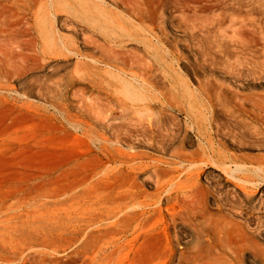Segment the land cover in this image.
Returning a JSON list of instances; mask_svg holds the SVG:
<instances>
[{"label":"rangeland","instance_id":"1","mask_svg":"<svg viewBox=\"0 0 264 264\" xmlns=\"http://www.w3.org/2000/svg\"><path fill=\"white\" fill-rule=\"evenodd\" d=\"M19 5L23 9L31 6L35 17L26 15L24 22L33 19L35 35L41 37L38 50L47 44L49 57L38 58V66L23 81L4 83L10 90L0 94L20 107L16 113H26L25 104L34 109L52 106L53 112L66 109L73 120L85 123L92 146L104 139L110 144H115L117 137L123 139L124 150L139 156L130 166H150L138 176L146 197L133 206L135 212L140 211L139 202L149 204L150 210L166 208L165 202H159L157 183L171 179L173 185L166 188L164 197L198 190V194L207 192L224 199L229 195L231 201L235 198L242 213L235 218L241 221L240 238L247 246L245 264H264V124L247 115L229 116L225 110L231 96L236 98L232 104L237 100L248 108L256 99H264V0H19ZM46 86L47 99L41 93ZM3 108L7 114L14 110L11 105ZM111 111L116 114L110 116ZM104 121L127 126L116 131L104 128ZM36 126L49 131L51 146L37 160L23 163L32 166L39 176L34 183L57 178L58 174H49L59 164L74 165L81 155L93 157L87 142L71 134V126L68 128L72 132L66 134L54 121L38 118ZM28 134L27 129L18 133L20 137ZM100 164V173L86 186L104 177L114 180L118 165L107 160ZM157 165L174 170L173 176L159 178L154 173ZM30 173L16 174V181L23 183ZM3 174L0 177L4 179L11 177L9 172ZM74 179L71 174L64 183ZM84 188L59 199L38 201L56 208V201L77 197ZM107 194L113 191L94 190L93 201ZM70 204L73 218H87L96 210L91 202L80 203L77 198ZM28 206L18 212L24 213ZM3 212L0 234L21 226L22 219L7 220L13 216V209ZM99 225L93 222L84 232L73 235V240L56 246L36 242L18 245L20 239H16L14 245L21 246L20 252L0 255V264L177 263L173 257L159 255L166 238L152 230L141 240V246L133 243L136 235L132 232L118 237V252L111 255L110 250L109 260L107 256L101 260L95 241L85 245ZM247 232H255L254 238L250 236L256 241ZM6 240L12 241L10 237ZM182 241V248L191 250L195 246L187 236ZM174 246L179 252L178 245Z\"/></svg>","mask_w":264,"mask_h":264},{"label":"bare ground","instance_id":"2","mask_svg":"<svg viewBox=\"0 0 264 264\" xmlns=\"http://www.w3.org/2000/svg\"><path fill=\"white\" fill-rule=\"evenodd\" d=\"M24 8L25 9L19 5V0H0V91L10 90L9 86L4 83L14 80L17 82L23 81L28 74L33 72L36 66H38V58L46 59L49 57L47 44L42 50H38L41 37L40 35H35L37 31L33 19L31 18L27 23L24 22V17L26 15L35 17V14L31 10V6L25 5ZM26 11L28 13H26ZM4 15L9 16L2 17ZM42 69L43 68H40L39 70ZM43 80L41 79V83H43ZM50 82L51 81H49L48 84H50ZM39 86L38 89L40 88ZM46 87L41 89V93L42 96H44V98L46 96L47 99L48 93L45 91L49 90V86ZM226 88L228 89V87ZM230 88L231 87H229V89ZM234 98L231 96V103L227 104V106L223 104L228 113L227 114L225 111V114H238L239 117L247 115L253 118L255 122L264 124V99L259 97L260 100L256 99L253 101L251 107L248 108L244 103H237V100L232 104ZM226 101H228V96ZM6 105H11L14 109L10 114L4 111L3 107ZM19 108L20 107L16 104H12L4 95L0 94V173L9 172L11 176L7 179L2 178V176L0 177V215L4 213L3 211L13 209V216L9 217L7 220L22 219L20 227L15 226L7 229L6 234H0V238H4L2 242H0V255L3 254L4 256L5 253H19L21 246L18 247L14 245L16 239H20L19 244L17 243L18 245L27 242H36L43 243L47 246H56L66 243V241L73 240V235H79L90 227L93 222H97L100 225L89 236V240L85 245L95 241L97 243V255L102 258L101 260H103L105 256H107L109 260L111 256L109 255L110 257H108L107 254H109L110 250H112L110 252L111 255L118 252V237L132 232L136 235L133 239V243L136 245L140 244L141 246L144 243L141 242V240L145 239L152 230L161 232L166 238V244L162 246L159 255L175 258L177 260L176 264H245L244 257L246 258L245 252L247 246L246 244H242L243 241L241 242L242 239L240 237H242L243 228L240 225L241 221L238 222L235 216H241L242 213H240L237 208L238 201L236 203L235 198L231 201L229 195L224 199L221 198L222 196L215 197L208 195L207 192L198 194V190L197 192L189 191L176 196L166 194L164 197L162 196L165 193L164 191L166 188L173 185L172 182L174 180H172L171 177L170 182H160L157 178V196H159L158 199L161 204L163 202L166 203V208L154 207V210H150L147 209L150 207L149 204H146V202H139L140 211L135 212L133 206L140 198L146 197L143 184L138 182V176L148 171L150 166H145L147 164L130 166V163L139 156L124 150L122 146L123 139L117 137L115 144H112V142L110 144L109 140L104 139L100 144L95 142V144H93L94 146H92L90 143V137L92 135L89 136V131L86 129L85 123L81 120H73L66 114V109H55L53 112L52 106L34 109L32 105L25 104L23 108L26 109V113L21 112L17 114L16 111ZM105 108L106 105L102 106V111L103 109L105 110ZM207 111H209V108ZM115 114V112L111 111L110 116H114ZM38 118L45 122H56L59 129L65 132V134L72 132L69 131L68 128L71 126L73 128L71 134L74 135L76 139H79V141L83 139L84 142H87L89 154L93 155V157L86 158V155H81L74 160V165H72L71 162L59 164L55 166L53 171L49 174H58L57 178H49L48 180L44 178L41 182L34 183L39 176L35 173L32 166L23 163L37 160L38 157L45 155L51 146L49 131L38 129L36 126ZM102 126L104 128L111 127L116 131H122L127 125L113 124L104 121ZM142 126L143 125H141V127ZM131 127L137 128L135 126ZM21 129H27L29 134L20 137L18 133ZM225 157L227 158V156ZM96 160H100L101 162L103 160L112 161L118 165L115 169L116 174L114 180L111 182L110 177H104L95 185L86 186L91 179L100 173L102 168L100 161L99 163L93 164V161ZM153 165L155 166V164ZM23 171L26 173L30 171L31 173L28 175L29 177L27 180L19 184L15 176ZM154 173L159 178L160 176L169 177L173 176L174 170L171 168L165 169V166L164 169H162L157 165L154 167ZM71 174L75 178L74 181L65 184L64 179ZM79 176H81V178H79ZM242 181L243 180H241V182ZM191 182L192 179L190 180V183ZM83 186H85V188L77 197L72 196L63 201H56L58 205L56 208L46 203L40 204L38 201V199L42 198L59 199L62 195H67ZM97 189H111L113 194L100 195L93 201L94 197L92 193ZM199 190L201 191V187ZM220 195H222V193H220ZM253 197L254 196H249V200L252 202L255 201ZM76 198L80 203L85 201L86 203L87 201L89 203L91 202L95 206V213L89 214L87 218H73L71 215L74 210H72L73 206H71L70 203H74ZM13 200L14 203L9 205V202ZM27 205H29V210H26L24 213L18 212ZM153 205H157V203ZM214 206L216 209H214ZM108 221L112 222L108 223ZM74 222L78 224L73 225ZM244 230L247 231L246 229ZM254 233L252 234L253 238ZM246 234L248 235V232ZM250 235L251 234L248 236ZM183 236H187V238L192 240V244H195L191 250L188 247L182 248ZM7 237H10L12 241L8 242L6 240ZM174 244L178 245L179 252L176 250Z\"/></svg>","mask_w":264,"mask_h":264}]
</instances>
